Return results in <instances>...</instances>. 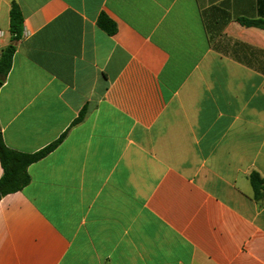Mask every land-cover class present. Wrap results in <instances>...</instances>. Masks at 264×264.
<instances>
[{
    "label": "crops",
    "instance_id": "1",
    "mask_svg": "<svg viewBox=\"0 0 264 264\" xmlns=\"http://www.w3.org/2000/svg\"><path fill=\"white\" fill-rule=\"evenodd\" d=\"M13 5L3 142L66 135L0 199V264H264V29L239 21L264 0H0V54Z\"/></svg>",
    "mask_w": 264,
    "mask_h": 264
},
{
    "label": "trees",
    "instance_id": "2",
    "mask_svg": "<svg viewBox=\"0 0 264 264\" xmlns=\"http://www.w3.org/2000/svg\"><path fill=\"white\" fill-rule=\"evenodd\" d=\"M239 21L245 26H255L264 29V21L246 19H240ZM98 24L109 34H112L115 30L114 24L104 15H101ZM9 32L11 44L3 48L0 54V87L11 68L12 56L15 52L14 43L21 38L23 32L22 15L14 5L10 10ZM82 119L83 112H80L71 125L79 123ZM65 135L66 133H63L57 140L37 152L22 153L8 148L3 142L0 131V165L3 170L0 177V199L9 193L20 191L27 185L29 182L27 167L53 151L61 143ZM248 180L252 189V198L256 201L264 202V178L254 171L250 173Z\"/></svg>",
    "mask_w": 264,
    "mask_h": 264
}]
</instances>
